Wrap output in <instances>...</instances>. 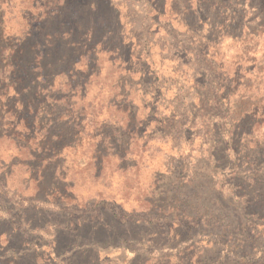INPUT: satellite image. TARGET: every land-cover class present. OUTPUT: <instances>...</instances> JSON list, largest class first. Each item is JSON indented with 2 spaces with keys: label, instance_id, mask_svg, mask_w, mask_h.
<instances>
[{
  "label": "rangeland",
  "instance_id": "1",
  "mask_svg": "<svg viewBox=\"0 0 264 264\" xmlns=\"http://www.w3.org/2000/svg\"><path fill=\"white\" fill-rule=\"evenodd\" d=\"M0 264H264V0H0Z\"/></svg>",
  "mask_w": 264,
  "mask_h": 264
}]
</instances>
